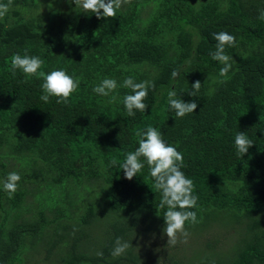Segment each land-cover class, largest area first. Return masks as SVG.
<instances>
[{
  "label": "trees",
  "instance_id": "1",
  "mask_svg": "<svg viewBox=\"0 0 264 264\" xmlns=\"http://www.w3.org/2000/svg\"><path fill=\"white\" fill-rule=\"evenodd\" d=\"M47 1L11 0L0 18V264H36L24 248L51 239L56 247L69 234L76 247L80 237L72 233L82 225L90 240L103 237L101 247L89 257L70 245L71 264L81 258L92 264L165 260L152 254L167 240L162 193L146 161L132 180L120 168L139 146L136 131L149 125L183 153L181 170L199 197L188 209L197 224L208 225L212 213L235 215L245 236L251 233L225 260L197 249L210 259L200 264H264V20L258 19L264 0H130L115 18H97L74 2ZM220 31L236 37L234 47L225 46L232 57L227 78L219 75L224 65L209 55L217 44L212 33ZM14 54L40 57L39 71L63 69L79 77L78 89L67 103L55 96L41 100L43 78L19 69L13 75ZM128 77L155 82L144 101L148 108L134 109V116L123 104L133 94L121 87ZM104 78L118 84L107 97L93 92ZM197 80L201 87L189 96ZM172 90L185 102L195 100L196 111L177 117L168 104ZM239 131L254 143L244 156L234 143ZM12 171L21 180L9 198L2 181ZM107 210L114 218L99 235L98 216ZM118 237L131 244L133 257L111 254Z\"/></svg>",
  "mask_w": 264,
  "mask_h": 264
},
{
  "label": "clouds",
  "instance_id": "2",
  "mask_svg": "<svg viewBox=\"0 0 264 264\" xmlns=\"http://www.w3.org/2000/svg\"><path fill=\"white\" fill-rule=\"evenodd\" d=\"M73 2L76 6L82 7L84 12H92L97 18H115L117 10L123 4L129 3L130 0H107V2L106 0H73ZM10 4L11 0H8V3H0V18L8 13ZM258 19L264 20V9L259 10ZM212 37L217 41V44L216 50L210 52L209 55L213 60L224 65L219 70V75L227 78L232 68V63H230L232 57L225 53V46L234 47L236 37L226 31L212 33ZM43 65L44 61L37 56L14 54L11 57L13 75L19 69L26 75L38 74L39 77L43 78L42 89L45 94L41 96V100L48 102L50 96H55L59 98L57 103H67L70 96L78 89L80 78L69 75L63 69L49 73L39 71ZM177 75L178 73L173 71L172 76ZM117 87L116 79L104 78L98 86L93 88V92L107 97ZM121 87L130 88L133 93L123 97V104L128 116L135 115L134 109L145 112L148 104L144 101L148 97L149 90L155 88V82L149 80L135 82L132 77H128L123 81ZM200 87L201 82L199 80L195 81L192 84L193 91L188 92V95L196 97ZM115 100L116 96H112L109 102ZM168 104L171 109L175 110L177 117H184L186 114L196 111L198 107L195 100L185 102L180 96L178 97L175 90L169 91ZM135 135L139 138V146L135 151L126 154L125 161L120 165V168L123 170L125 178L132 180L145 167L146 161L150 176L155 182L154 187L162 193L159 208H167L163 216L165 221L163 232L167 236V244L175 246L178 242L187 243L189 233L185 229L186 222L191 224L200 222L197 219L196 212L188 209L197 206L199 197L194 194L193 180L188 178L181 170L184 167L183 153L178 151L176 146L167 144L162 133L151 125L146 130H137ZM234 143L238 154L242 156L254 144L242 131L236 134ZM20 180L19 173L12 171L2 181L3 190L8 193L9 198H12L17 191ZM180 237H183V239L181 240ZM115 245L111 253L113 256L124 254L131 246L128 242H122L119 237L116 239ZM98 255L103 256V253H98Z\"/></svg>",
  "mask_w": 264,
  "mask_h": 264
},
{
  "label": "rangeland",
  "instance_id": "3",
  "mask_svg": "<svg viewBox=\"0 0 264 264\" xmlns=\"http://www.w3.org/2000/svg\"><path fill=\"white\" fill-rule=\"evenodd\" d=\"M62 0L61 2H63ZM53 0H48L47 3H51ZM67 3H73V0H66ZM131 2V1H130ZM129 2V3H130ZM44 3L43 5L47 4ZM223 214V213H221ZM78 215V214H77ZM213 213L211 214V219L209 220L210 223L213 221L214 223L208 224L206 226L198 225V224H190L189 227H185V229L188 231V242L187 243H181L178 242L175 246L171 244L166 243L164 245L160 244V250L157 252H153L152 254H156V258H165V260H160L157 262V264H172L171 260H174L175 263L173 264H200L203 260H210L207 259V256L203 257V254L198 252L197 249L203 250L204 252H208L209 256H213L216 252L219 254L220 259H227L228 256H231V253L233 251V248H237L240 243L242 242L243 238H246L248 236H245V228L242 229L244 224L243 222L237 223L235 220V215L231 216L230 218H225L223 215H220L218 217H213ZM128 217L130 218V215L128 214ZM114 215L109 211L101 212L98 216V222L100 230L98 231V234H103L101 230L102 224L105 222H109V220L113 219ZM69 222L73 225H77V221L75 219L66 218ZM216 219H220L218 221H214ZM107 222V223H108ZM212 225V227H211ZM55 227V226H53ZM79 226H76V229L78 231L72 233V236H79L80 241L78 245L75 247L72 245L71 241V235L58 243L56 247L53 246L54 240L51 239L49 242L45 243L39 242L36 246L33 248H24L23 250L28 254V261L34 262L36 264H71L70 261V245H72V248H75L76 253L80 256L81 254H87L90 256L96 254V251L100 250L98 246L101 247L100 242L103 237H99V241L96 242L94 238H91L90 240V231L85 227V225H82V228H77ZM90 228V227H88ZM91 229V228H90ZM53 231V230H51ZM64 230H61L59 232H63ZM263 231H264V225H263ZM129 233H131V230H128ZM132 235V234H131ZM138 239L136 241L135 247H139L141 244V237L139 235ZM245 236V237H244ZM182 240L183 237H180ZM210 241L211 246H218V250L214 251L210 247L206 246V241ZM147 241V240H146ZM122 242H128L124 238ZM129 243V242H128ZM130 244V243H129ZM97 245V246H96ZM131 245V244H130ZM32 246V245H31ZM206 246V247H204ZM45 252H49L50 255L44 254ZM127 254L131 253V257L135 254V251L132 250H126ZM111 255V254H110ZM169 255H172L174 257L168 258ZM203 257V258H202ZM168 258V259H167ZM101 264H107L106 261H99ZM72 264H76V261ZM80 264H92L90 262V259L81 258Z\"/></svg>",
  "mask_w": 264,
  "mask_h": 264
}]
</instances>
